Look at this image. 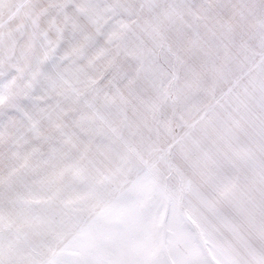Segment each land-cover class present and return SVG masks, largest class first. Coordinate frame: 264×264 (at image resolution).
Listing matches in <instances>:
<instances>
[{
  "label": "rangeland",
  "instance_id": "1",
  "mask_svg": "<svg viewBox=\"0 0 264 264\" xmlns=\"http://www.w3.org/2000/svg\"><path fill=\"white\" fill-rule=\"evenodd\" d=\"M168 145L233 230L124 183ZM200 253L264 264V0H0V264Z\"/></svg>",
  "mask_w": 264,
  "mask_h": 264
},
{
  "label": "snow or ice",
  "instance_id": "2",
  "mask_svg": "<svg viewBox=\"0 0 264 264\" xmlns=\"http://www.w3.org/2000/svg\"><path fill=\"white\" fill-rule=\"evenodd\" d=\"M117 36L118 33L111 32L108 35V39L111 40ZM111 131L115 136L122 138V132L119 128L112 127ZM171 148L172 145H168L157 160H153L150 164L148 161H145L147 168L143 172H138L133 177H126L124 183H127L130 189H133L141 186L147 179L161 181V187L166 189L172 196L175 212H182L189 219H192L194 216L203 219L197 207L199 205V207L207 209L211 214L215 222L213 227L216 232H221V229L233 230L235 227L233 219L221 210L224 192L219 186L205 188L195 182L191 176L186 175L183 169L172 159ZM158 160H162L169 168L170 171L167 176L160 175V169L157 166ZM173 172L176 173L175 186L168 179ZM193 222L196 223V220H193ZM197 228L200 231L201 237L205 238V243H207L208 230L201 227L199 223H197ZM84 264H89V262H84ZM174 264H212V261L204 253H200L195 258L190 254H184L177 257Z\"/></svg>",
  "mask_w": 264,
  "mask_h": 264
},
{
  "label": "bare ground",
  "instance_id": "3",
  "mask_svg": "<svg viewBox=\"0 0 264 264\" xmlns=\"http://www.w3.org/2000/svg\"><path fill=\"white\" fill-rule=\"evenodd\" d=\"M246 252H249V250H248V251H246ZM244 254H245V252H244ZM260 258H261V261H262V260H264V258H263V255H262V254H261Z\"/></svg>",
  "mask_w": 264,
  "mask_h": 264
}]
</instances>
